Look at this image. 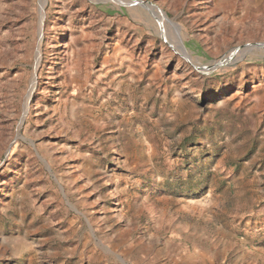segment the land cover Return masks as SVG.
I'll return each mask as SVG.
<instances>
[{"label":"rangeland","instance_id":"374dc122","mask_svg":"<svg viewBox=\"0 0 264 264\" xmlns=\"http://www.w3.org/2000/svg\"><path fill=\"white\" fill-rule=\"evenodd\" d=\"M41 3L0 0V264H264V0Z\"/></svg>","mask_w":264,"mask_h":264},{"label":"bare ground","instance_id":"6f19581e","mask_svg":"<svg viewBox=\"0 0 264 264\" xmlns=\"http://www.w3.org/2000/svg\"><path fill=\"white\" fill-rule=\"evenodd\" d=\"M43 4H44V0H42L41 5H43ZM160 16L162 17V21H163V19L166 20V14L160 12ZM43 20H44V16H42V23H43Z\"/></svg>","mask_w":264,"mask_h":264},{"label":"water","instance_id":"95a60500","mask_svg":"<svg viewBox=\"0 0 264 264\" xmlns=\"http://www.w3.org/2000/svg\"><path fill=\"white\" fill-rule=\"evenodd\" d=\"M35 82H36V81H35ZM34 86H35V84H34ZM26 114H27V112L25 113V116H26ZM25 116H24V118H23V120H22V123L24 122Z\"/></svg>","mask_w":264,"mask_h":264},{"label":"trees","instance_id":"16d2710c","mask_svg":"<svg viewBox=\"0 0 264 264\" xmlns=\"http://www.w3.org/2000/svg\"><path fill=\"white\" fill-rule=\"evenodd\" d=\"M188 142V141H187Z\"/></svg>","mask_w":264,"mask_h":264}]
</instances>
